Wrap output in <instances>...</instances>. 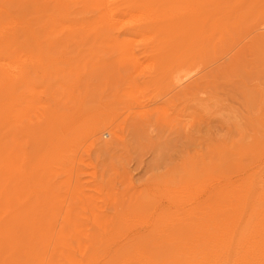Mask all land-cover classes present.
I'll list each match as a JSON object with an SVG mask.
<instances>
[{"label":"rangeland","instance_id":"1","mask_svg":"<svg viewBox=\"0 0 264 264\" xmlns=\"http://www.w3.org/2000/svg\"><path fill=\"white\" fill-rule=\"evenodd\" d=\"M0 10V264H264V0Z\"/></svg>","mask_w":264,"mask_h":264},{"label":"bare ground","instance_id":"2","mask_svg":"<svg viewBox=\"0 0 264 264\" xmlns=\"http://www.w3.org/2000/svg\"><path fill=\"white\" fill-rule=\"evenodd\" d=\"M114 1V0H113ZM2 3V2H1ZM0 12H1V10H0ZM112 13V12H111ZM14 16V15H13ZM111 16H112V18H114L115 17V13L113 12V14H111ZM21 23V22H20ZM15 25V24H14ZM216 26V25H215ZM13 27H16V26H13ZM25 28V27H24ZM115 33V32H114ZM131 33V32H130ZM129 35V34H128ZM118 36V35H117ZM32 38V37H31ZM37 40V39H36ZM1 46V45H0ZM6 51V50H5ZM136 61V60H135ZM246 87V86H245ZM55 108V107H54ZM96 124V123H95ZM99 125V124H98ZM97 126V125H96ZM113 136H114V134H113ZM248 144H250V143H248ZM19 155H20V153H19ZM261 186V185H260ZM252 188V187H251ZM256 189V188H255ZM262 192H264V191H262ZM157 195V194H156ZM246 203V202H245ZM251 205V204H250ZM152 213V212H151ZM124 215V214H123ZM245 216V215H244ZM149 218H150V216H149ZM150 225V224H149ZM124 226V225H123ZM54 231H55V229H54ZM132 231V230H131ZM235 237V236H234ZM83 249V248H82ZM67 259V258H66ZM222 263V262H221ZM220 263V264H221Z\"/></svg>","mask_w":264,"mask_h":264}]
</instances>
